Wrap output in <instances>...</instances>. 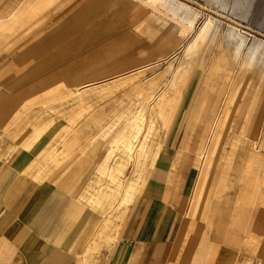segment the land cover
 <instances>
[{
    "label": "rangeland",
    "instance_id": "1",
    "mask_svg": "<svg viewBox=\"0 0 264 264\" xmlns=\"http://www.w3.org/2000/svg\"><path fill=\"white\" fill-rule=\"evenodd\" d=\"M263 146L264 0H0V166L37 152L43 215L75 219L68 264L116 262L165 148L204 185L176 261L264 264Z\"/></svg>",
    "mask_w": 264,
    "mask_h": 264
},
{
    "label": "crops",
    "instance_id": "2",
    "mask_svg": "<svg viewBox=\"0 0 264 264\" xmlns=\"http://www.w3.org/2000/svg\"><path fill=\"white\" fill-rule=\"evenodd\" d=\"M36 154L21 149L5 163V168L0 166V264H68L62 252L75 219L43 215L52 187L36 184L24 174ZM194 172L192 167L176 165L170 148L161 151L125 229L114 264H179L176 258L186 198L204 186L195 185ZM137 201L128 207L123 223ZM107 243L112 248L116 241ZM204 256L205 264H244L240 251L228 245L220 244Z\"/></svg>",
    "mask_w": 264,
    "mask_h": 264
},
{
    "label": "bare ground",
    "instance_id": "3",
    "mask_svg": "<svg viewBox=\"0 0 264 264\" xmlns=\"http://www.w3.org/2000/svg\"><path fill=\"white\" fill-rule=\"evenodd\" d=\"M248 53H249V51H248ZM180 70H181V69H180ZM181 72H183V71H181ZM181 72L178 71V72L176 73V75L173 77V78H174V79H173L174 83L178 80V78H180L179 76L181 75ZM205 96H206V94L203 95V97H205ZM201 97H202V96H201ZM201 97H200V98H201ZM198 101H199V99H198ZM218 111H219V110H218ZM220 116H221V115L218 114V116H217L218 119H217V118H216V119L219 120V119H220ZM196 118H199V116L197 115ZM230 118H231V117H230ZM217 120H216V122H217ZM230 121H231V120H230ZM230 121H229V122H230ZM213 124H214V122H213ZM215 124H216V123H215ZM226 124H227V123H226ZM227 129H228V128H227ZM225 130H226V129H225ZM251 130H252V129H251ZM227 131H228V130H227ZM225 132H226V131H225ZM258 132H259V131H258ZM223 134H226V135H227V133H224V132H223ZM223 139H224V138H223ZM232 139H233V138H232ZM209 140H210V139H209ZM228 141H229V140H228ZM227 144H228V143H227ZM263 147H264V146H263ZM241 148H242L243 151H248V150H250V153H251V154H253L254 156H257L256 154L258 153V150H257V149H258V146H257V144H254V142H251V141H250V142H246V143L243 145V147H241ZM261 149H262V148H261ZM261 149H260V150H261ZM262 150H264V149H262ZM230 153H232V152H230ZM253 155H252V157H253ZM127 208H128V203L126 204V206H125V208L123 209V211L125 212Z\"/></svg>",
    "mask_w": 264,
    "mask_h": 264
}]
</instances>
